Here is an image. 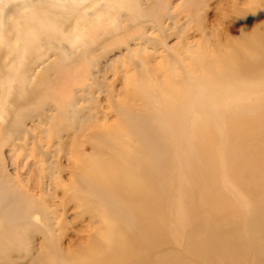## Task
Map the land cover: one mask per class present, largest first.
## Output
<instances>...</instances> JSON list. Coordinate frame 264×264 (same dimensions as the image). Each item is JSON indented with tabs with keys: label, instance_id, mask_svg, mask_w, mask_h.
<instances>
[{
	"label": "rangeland",
	"instance_id": "obj_1",
	"mask_svg": "<svg viewBox=\"0 0 264 264\" xmlns=\"http://www.w3.org/2000/svg\"><path fill=\"white\" fill-rule=\"evenodd\" d=\"M26 1L0 0L8 24L39 16L0 34V264H76L99 257L101 243L103 264H264V92L244 93L264 89V64L250 78L238 65L264 61V0H133L132 9L131 0ZM139 8L150 18L143 35L125 28ZM95 63L98 98L83 82L61 112L48 102L40 113L47 94L82 81ZM181 114L188 138L166 145ZM118 120L135 128L132 142L82 135ZM145 136L156 140L153 158ZM117 143L149 157L135 169L162 171L172 158L175 170L125 194L111 172ZM194 215L205 220L198 229L188 225Z\"/></svg>",
	"mask_w": 264,
	"mask_h": 264
},
{
	"label": "bare ground",
	"instance_id": "obj_2",
	"mask_svg": "<svg viewBox=\"0 0 264 264\" xmlns=\"http://www.w3.org/2000/svg\"><path fill=\"white\" fill-rule=\"evenodd\" d=\"M24 3H27L26 0H24ZM137 3L138 1H133L131 0L129 2V8H134L137 6ZM154 7H149L147 6L146 9H152ZM144 9H136L135 11L138 12V17L137 15L135 14V19H136V22L132 25H126L125 28L130 30L131 28H134V27H139V30H141V32L139 33L140 35H143L144 34V25H145V22L146 21H149L150 18L148 16H145L142 11H144ZM0 11L2 13H4L6 10H5V7H0ZM22 17V14L17 17L16 19H20ZM39 16L37 14H34L31 16V19L30 20H36L38 19ZM30 20H26V21H20L18 23H14V24H8L6 23L7 20L5 18H1L0 17V34H6L8 32H10L11 30L13 29H19V31L23 30L26 28L27 24H23L22 22H30ZM17 22V20H13L12 22ZM1 25H4V26H7L9 28H2ZM160 26L161 27H164V28H168V26H166L163 22H160ZM39 33V32H37ZM40 34V33H39ZM151 34V33H150ZM158 34V32H157ZM45 43H49V39L45 41ZM237 50L231 52V55H233ZM230 55V56H231ZM230 56H226L224 57L220 64L226 62L227 58L230 57ZM264 64V61H258V60H252L251 62H244L243 60H241L240 58L238 59V65L240 68H242L243 70H245L244 74L248 77L246 78H250V72L254 69V70H259V68L261 66H263ZM97 64H89L86 68H84V72H83V76L85 77V81L84 79L81 81H74L72 83H70V86H65L63 87L62 89L59 87L54 93L52 94H47V96L50 97V101H47V102H44V104L40 107V113H42V107L44 105H46L48 102H55L56 105H58V111L61 112L63 109H65V107L67 106V99L69 98H66V95H68L70 93L71 96H75V93H73V91L71 90V86L72 85H79V84H82L84 82V86H83V92L84 91H88L90 90L89 92V96H91V99H96L99 97V93L101 92V89L98 87V84L97 83H101L99 77H98V73L100 72L99 69H97L95 66ZM136 65V68L138 69L139 67H145L147 68L148 66H146L145 62H142V63H138V64H135ZM96 68V69H92V68ZM151 70L155 71V68H151ZM102 73V72H101ZM78 74V70L74 73V75ZM73 75V76H74ZM180 77V76H179ZM131 78V77H130ZM179 79V78H178ZM180 79H182L180 77ZM90 80V82H89ZM97 84V85H96ZM89 87V88H88ZM260 91L264 92V89L263 88H258L257 86L253 87V88H249L247 90H244V93L245 95H250L252 94L253 92L255 93H258ZM76 92V90H75ZM103 92V91H102ZM107 93L109 94V99L111 100L112 104L110 106V108H114V110H119L118 112L120 114H122L121 112V102L120 101H116V103H114L113 101V97L112 95L110 94V91L108 92L107 90ZM102 94V93H101ZM104 94V93H103ZM261 95V94H260ZM262 97V95H261ZM3 98V94L2 92L0 91V106H1V100ZM110 104V102H109ZM245 105V104H244ZM240 106V104H239ZM123 107V106H122ZM3 109L6 113V116L4 115V120H5V123H7V120H8V114H9V108H8V105H7V99L4 100L3 102ZM37 109V108H36ZM36 109L34 108V112L36 111ZM100 109V108H99ZM102 110V109H100ZM113 110V111H114ZM93 113V112H92ZM235 113V112H234ZM94 114V113H93ZM53 119H56L57 116L53 115ZM94 116V115H93ZM180 121L178 122V130L176 131V134L175 132H170L168 130V134H166L167 136H165L163 138V142L167 145L169 142H173V143H176L178 145H181L182 143V139H186L187 140V134L184 132V126H183V121H184V114H181L180 116ZM89 118L91 119V116H89ZM231 118V124L232 125H238L241 123V117L239 116V114H235L233 116H230ZM246 122L243 123L242 126H245ZM195 129H197V127L199 126V123H196L195 125ZM52 127H55L56 129V123H54V120H52L50 122V124L47 126L46 130L43 131L44 134L46 135H49V133L51 132V128ZM236 127V126H235ZM89 128V127H88ZM200 130V127L198 128ZM198 130V133H200ZM105 132V133H110L108 136H113L111 137L113 140H115L116 138H119L120 140H126V142L130 143L132 142L130 140V138H134V136L136 135V132H135V128L131 125L130 126V123L127 122V121H121V120H118L116 121V123L114 124H111V125H99L97 126L95 129H89L88 131L86 132H83L82 135L84 137V139H86L89 135L91 136H95L96 132ZM211 132H213V130H211ZM210 132V134H211ZM198 133H196L194 136H196ZM239 134L238 135V138H237V141L239 142H235L233 144H236L237 148L240 149L242 147H244L245 143H246V138L244 137V133L245 131H236L234 132V134ZM209 134V135H210ZM209 138V137H208ZM207 138V139H208ZM216 138V137H215ZM214 138V139H215ZM119 141V140H118ZM144 141L148 144V146H150L151 148L149 149V151L152 152V158L156 156V152H155V149H154V145L156 144V140L150 136H145L144 138ZM118 145H121L122 147L119 149L121 150V157L119 159H116V163H113L112 164V169H111V172L114 176V185L116 188H120V186L122 185L123 183V189H124V193L127 194H131L133 193L134 191H136L141 185H145L146 188L150 187L148 185H146V183H148V179H149V176H151L152 178H159L161 177L162 179H166L168 178L169 176H171V171L175 170V169H172V166L171 165V162L170 160L172 158H169V161L167 163V166L168 168H166L165 170H162V171H159L158 169H152V168H149V169H146V170H138V169H135L133 167H137L139 164H144V161H148L149 157L146 156V154L144 153V151L140 150L138 147H137V150H136V145L135 147H130L129 148V145H125L126 143H122V144H119L117 143ZM211 150H209L208 148L205 149V153H204V156L206 158L207 161L209 162H212L213 159H215V154L211 153L210 152ZM246 154V152L244 153V155ZM243 155V158L246 159V155L244 156ZM242 158V159H243ZM156 159V158H154ZM121 160V161H120ZM242 162V160H241ZM139 163V164H138ZM121 164H122V167H121ZM165 166V165H164ZM151 167V166H150ZM118 183V184H116ZM128 185V186H127ZM128 187V188H125V187ZM130 189V190H128ZM124 199L126 200H130L129 198H127V196L125 195H122ZM125 200V201H126ZM117 208H121V206L117 205L116 206ZM150 215V213H148ZM148 217V216H146ZM189 224L188 225H191L193 229H198L200 228V226L203 224L202 221H205L203 218H201L200 215H194V216H191L189 219ZM199 220V222H201V224H195L193 225L192 223ZM210 227V225H208ZM207 226V234H209V227ZM17 228V227H15ZM18 230V229H16ZM206 235H203V238H206L208 239V236ZM2 234H0V247L2 246L4 240L6 239L5 236H1ZM196 239V238H195ZM210 241V240H208ZM213 241L214 243L218 244V245H224V241H215V240H211ZM202 242V241H201ZM229 249V247H228ZM100 253L99 255L102 256V257H96V256H90V258H86V257H82L80 259H78L76 261V264H103V263H107V261H109V251L107 252H103V244L101 243L100 244ZM236 253H239L238 250H236ZM107 256L105 259L104 257ZM92 257V258H91ZM111 262V261H110Z\"/></svg>",
	"mask_w": 264,
	"mask_h": 264
}]
</instances>
